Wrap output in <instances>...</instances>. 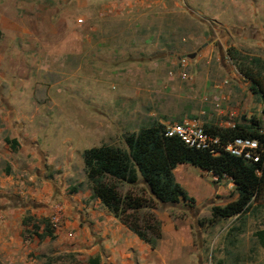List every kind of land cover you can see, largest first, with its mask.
I'll use <instances>...</instances> for the list:
<instances>
[{"label": "rangeland", "instance_id": "374dc122", "mask_svg": "<svg viewBox=\"0 0 264 264\" xmlns=\"http://www.w3.org/2000/svg\"><path fill=\"white\" fill-rule=\"evenodd\" d=\"M87 1L95 4L85 14L80 0H52L71 17L75 36L71 43L86 41L88 51L70 54L65 63L56 62L60 66L55 63V71L47 75L46 90L36 87L33 99L27 100L28 91L22 93L24 123L30 125L38 143L33 147V160L30 153L25 157L18 143L13 147L6 140V130L0 132V198L6 197L0 199V207L16 208L10 215L9 230L3 228L8 216H0L3 264H70L76 259V251H66L57 243L62 219L53 226L51 217L57 207L48 210L46 203L57 205L79 190L83 194L90 190L83 171L84 149L100 144L124 147L125 134L155 121L163 124L195 117L203 123L226 126L227 121L236 123L242 116L250 117L240 109L233 116L223 111L226 106L236 107L240 92L232 90L229 99L220 98L225 90L217 95L209 87L222 84L228 90L232 86L235 68L228 47L261 56L258 47L242 36L248 23L264 20V0L260 5V0H149V5L131 13L132 17L127 16V10L118 14L119 0ZM107 1L112 10L103 7ZM0 5L10 13L21 4L20 0H0ZM181 70L186 78L179 76ZM256 108L259 116L258 103ZM42 157L47 162H40ZM27 159L33 163L34 180L22 175ZM22 178L26 188L20 189L15 181ZM223 178L226 186L230 179ZM190 181L199 208L222 205L236 196L232 186L216 200L204 202L201 198L210 185L209 178L194 167ZM46 196L52 200L46 202ZM18 212L22 213L16 216L20 226L25 216L32 221L15 227L13 218ZM43 219L54 237L36 236L32 231L35 223L37 233H43ZM207 225L210 229L204 235L195 231L193 235L194 244L202 247L211 264L218 260L221 264H261L263 247L253 233L264 227V204L253 201L240 216Z\"/></svg>", "mask_w": 264, "mask_h": 264}, {"label": "crops", "instance_id": "0c3cea01", "mask_svg": "<svg viewBox=\"0 0 264 264\" xmlns=\"http://www.w3.org/2000/svg\"><path fill=\"white\" fill-rule=\"evenodd\" d=\"M80 2V7L85 14L89 12L90 6L95 4L94 1L89 3L86 0H80ZM148 2L149 0H119L118 14H124L123 11L127 10V16L132 17L140 8L148 6ZM261 2L260 0L259 5ZM20 4L16 7L17 10L13 9L10 13H6L7 8L2 10L0 5V132L6 130L9 134L8 138H14L17 141L20 151L25 150L23 151L25 157L27 153H30V159L33 160L35 157L33 147H36L38 143L32 134L33 131L28 128L30 125L24 123L23 117L26 114L20 103L23 99L22 93L28 91L30 95L27 100H31L34 98L36 87L40 91L46 90L44 87L46 77L50 72L55 71L53 70L55 63H65L66 57L72 53L85 54L88 46L86 41L79 40L77 44L71 43L72 38L75 37L71 17L65 11H61V8L57 9L52 0H20ZM103 7L110 10L112 4L107 1ZM104 13L107 15L106 12L102 14ZM260 21L248 23L244 27L245 34L242 37L249 44L258 47L264 59V20ZM57 66L60 65L57 64ZM231 78L233 83L228 90H226L228 87L222 84L209 87L211 93L217 95L220 94L219 90H225L226 94L222 92L219 95L220 98L229 99L232 90L240 92L236 107L226 106L223 111L231 116L236 113L235 110L240 109L251 116L258 109L256 108L258 103L261 112L263 103L252 92L250 81L244 79L236 69L234 73L231 72ZM42 161L47 162L44 158L40 162ZM32 168L33 163L27 159L22 168V175L25 174L27 179L32 180L34 176L31 174ZM193 168L191 164L180 163L174 167L173 174L187 194L194 198V207H185L182 203H178L163 204L156 209V215L161 222V237L154 248L118 221L99 199L91 196V190L84 194L79 190L71 194L70 198L64 197L57 205L53 203L50 206L46 203L48 210L50 207L52 210L57 206L61 209L59 222L61 219L62 222L57 227V243L66 251L77 252L76 259L70 264H211L210 258L205 255L202 247L194 244V231L202 236L210 229L206 220L210 217V208L208 209L209 204L201 208L196 206L198 201L194 196V184L190 181ZM197 169L210 181L209 187L201 198L204 202L216 200L217 195L226 193L228 188H232L231 181L225 186L222 183L224 178L216 179L210 172ZM212 179L216 182L213 183ZM15 182L19 183L17 187L20 189L26 188L23 185L25 178ZM0 199L5 200L6 197ZM44 200L49 202L52 199L46 196ZM15 211L16 208L11 209L9 206L0 207V216L4 215L5 218L8 216V220L4 219L3 222L5 230L10 229V215ZM20 212L15 213L13 218L15 227L18 225L19 228L22 225L20 226V221L17 223L16 216L20 217L22 214ZM70 229H74V232ZM10 240H12L11 237ZM260 260L261 264H264V248H262Z\"/></svg>", "mask_w": 264, "mask_h": 264}, {"label": "trees", "instance_id": "16d2710c", "mask_svg": "<svg viewBox=\"0 0 264 264\" xmlns=\"http://www.w3.org/2000/svg\"><path fill=\"white\" fill-rule=\"evenodd\" d=\"M227 50L236 71L250 81L252 92L262 101L264 112V59L231 46ZM260 125L256 114L240 117L234 127L204 123L205 129L222 141L236 136L258 137ZM163 132L164 125L155 121L125 134L124 147L100 144L81 153L91 196L99 199L118 221L150 247L154 248L161 237V222L156 215L160 205L182 203L191 208L195 204L194 198L174 177L173 169L177 164H191L210 172L216 179L227 177L233 183L235 198L222 205H211L207 222L238 217L249 210L253 201L264 204V154L257 162H247L228 153L214 157L206 151L187 147L175 137H166ZM6 140L13 147L17 145L14 138ZM31 221V217L25 216L22 225ZM42 222V234L37 233L35 223L31 224L32 231L36 236L52 238L50 224L44 219ZM253 236L264 248V227L256 230ZM0 264L3 263L0 261Z\"/></svg>", "mask_w": 264, "mask_h": 264}, {"label": "built area", "instance_id": "2783aa9c", "mask_svg": "<svg viewBox=\"0 0 264 264\" xmlns=\"http://www.w3.org/2000/svg\"><path fill=\"white\" fill-rule=\"evenodd\" d=\"M185 66V61H180ZM181 78H186L185 73L179 72ZM226 82V81H224ZM218 106V103H215ZM233 115V114H232ZM231 115V116H232ZM261 125L258 128V137L236 136L232 139L222 141L218 135L212 134L204 127L203 121L195 117H183L176 122L163 123L164 136L175 137L187 147L206 151L211 156H219L222 153L241 158L247 162H257L264 154V112L259 113ZM235 122H227V127H234ZM60 208L57 206L51 223L56 226L59 222Z\"/></svg>", "mask_w": 264, "mask_h": 264}, {"label": "water", "instance_id": "95a60500", "mask_svg": "<svg viewBox=\"0 0 264 264\" xmlns=\"http://www.w3.org/2000/svg\"><path fill=\"white\" fill-rule=\"evenodd\" d=\"M243 118V117H242Z\"/></svg>", "mask_w": 264, "mask_h": 264}]
</instances>
